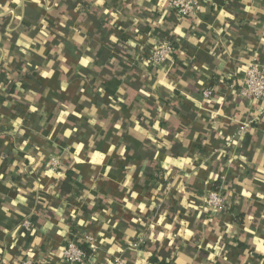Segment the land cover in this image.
I'll return each mask as SVG.
<instances>
[{
	"label": "crops",
	"instance_id": "crops-1",
	"mask_svg": "<svg viewBox=\"0 0 264 264\" xmlns=\"http://www.w3.org/2000/svg\"><path fill=\"white\" fill-rule=\"evenodd\" d=\"M251 61L264 0H0V264H66L72 233L93 237L85 264H264V100L228 87Z\"/></svg>",
	"mask_w": 264,
	"mask_h": 264
},
{
	"label": "built area",
	"instance_id": "built-area-1",
	"mask_svg": "<svg viewBox=\"0 0 264 264\" xmlns=\"http://www.w3.org/2000/svg\"><path fill=\"white\" fill-rule=\"evenodd\" d=\"M167 7L174 10L179 16H186L190 13H194L200 7L202 0H165ZM173 44L168 39H162L158 43L154 44L149 50L146 56V62L151 66H158L169 60L173 52ZM235 82H229L228 87L234 94L246 101L264 100V65L256 61L249 62L244 70L243 77L236 87ZM203 97L209 98L211 90L203 91ZM247 124L240 127L238 134L244 133V128ZM232 141L230 137L227 143ZM59 161L57 158H51L49 165L54 168L57 167ZM205 208L207 210H219L224 208L225 201L220 191L210 190L204 199ZM24 230L30 232L33 228V222L26 218L22 222ZM142 238H138L132 243V248L136 249L141 243ZM81 243H85L91 250L93 246V237L81 233L76 235L75 233L70 234L69 239L66 241L61 257L66 264H85L88 261V255L85 254L81 247ZM28 264V263H26ZM110 264H127L126 260L121 255H115L112 257Z\"/></svg>",
	"mask_w": 264,
	"mask_h": 264
},
{
	"label": "trees",
	"instance_id": "trees-1",
	"mask_svg": "<svg viewBox=\"0 0 264 264\" xmlns=\"http://www.w3.org/2000/svg\"><path fill=\"white\" fill-rule=\"evenodd\" d=\"M176 156H179V155L176 154ZM148 171H149V169L147 168L146 172H148ZM147 174H149L148 176L151 179L152 175L150 173H147ZM154 178L155 179L153 181L155 183L152 181V183L154 185V187L152 188V194H155L154 196H157L158 192H162L165 190L164 189L165 186L163 185L162 182L156 183L159 180L158 177L155 176ZM159 181H161V180H159ZM72 184H73L72 177H64V178H61L59 180V188L61 189V191L63 192V194L65 196L70 195V190H71ZM215 212H216V210H208V213H210V214L215 213ZM242 217H244V216L243 215L239 216V218H241V219H242ZM80 245H81L82 249L84 250L85 254L89 256L91 253V250L88 248V246L85 243H81ZM236 245L239 246L241 250L245 248V243L241 240L236 241ZM171 261H173V259L169 260V262H171ZM169 262L166 263L164 260H158L156 258V256L154 255V250H153V251H151V254L148 257L147 264H169Z\"/></svg>",
	"mask_w": 264,
	"mask_h": 264
},
{
	"label": "rangeland",
	"instance_id": "rangeland-1",
	"mask_svg": "<svg viewBox=\"0 0 264 264\" xmlns=\"http://www.w3.org/2000/svg\"><path fill=\"white\" fill-rule=\"evenodd\" d=\"M214 190H217V189H214ZM218 191V190H217ZM221 192V191H220ZM221 194H222V196L224 197V201H225V203H226V198H225V194L224 193H222L221 192Z\"/></svg>",
	"mask_w": 264,
	"mask_h": 264
}]
</instances>
